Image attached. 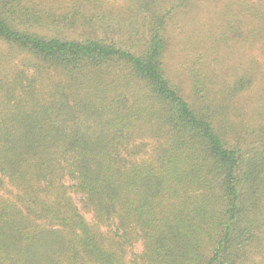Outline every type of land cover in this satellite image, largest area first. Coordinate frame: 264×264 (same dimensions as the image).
I'll use <instances>...</instances> for the list:
<instances>
[{"label":"trees","instance_id":"trees-1","mask_svg":"<svg viewBox=\"0 0 264 264\" xmlns=\"http://www.w3.org/2000/svg\"><path fill=\"white\" fill-rule=\"evenodd\" d=\"M0 264H264V0H0Z\"/></svg>","mask_w":264,"mask_h":264},{"label":"rangeland","instance_id":"rangeland-1","mask_svg":"<svg viewBox=\"0 0 264 264\" xmlns=\"http://www.w3.org/2000/svg\"><path fill=\"white\" fill-rule=\"evenodd\" d=\"M136 251H138V250H140L141 249V247H140V245H136Z\"/></svg>","mask_w":264,"mask_h":264}]
</instances>
